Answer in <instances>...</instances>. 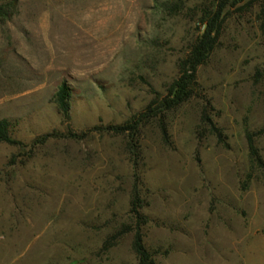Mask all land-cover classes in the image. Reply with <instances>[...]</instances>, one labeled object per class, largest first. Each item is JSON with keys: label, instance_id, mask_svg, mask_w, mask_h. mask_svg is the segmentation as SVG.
Here are the masks:
<instances>
[{"label": "rangeland", "instance_id": "1", "mask_svg": "<svg viewBox=\"0 0 264 264\" xmlns=\"http://www.w3.org/2000/svg\"><path fill=\"white\" fill-rule=\"evenodd\" d=\"M211 2L15 0L0 19V120L18 143H0V264H135L132 233L109 239L132 222L133 185L154 264H264L245 142L264 128V0H226L193 96L162 114L167 144L156 119L141 124L133 168L126 137L96 130L165 95ZM253 143L264 163V133Z\"/></svg>", "mask_w": 264, "mask_h": 264}, {"label": "trees", "instance_id": "2", "mask_svg": "<svg viewBox=\"0 0 264 264\" xmlns=\"http://www.w3.org/2000/svg\"><path fill=\"white\" fill-rule=\"evenodd\" d=\"M225 3L226 0H212L210 7L214 9L205 10L200 14L199 23L202 26V31L188 46L185 55L177 62L176 77L165 90V95L163 97L152 99L140 113L124 124L109 125L98 127L96 129L126 137L127 141L125 143L124 151L128 155L133 168L136 167L139 160L137 143L138 128L141 124L156 119L162 142L167 144L168 136L162 119V114L183 104L193 96L196 88V69L198 66L206 62L212 50L217 46L222 25V18L220 15ZM181 5L182 3L179 1L177 3H164L161 6L167 11L176 12L180 9ZM14 9L15 0H8L5 3H1L0 19L10 18ZM262 12L264 15V10ZM58 97L61 104V110L66 114L67 106L63 101L66 97L65 87L59 89ZM199 123L208 127V132L215 136L218 142L222 141L223 137L220 129L211 122L204 110L201 111ZM8 128L9 122L7 120H0V143H6L9 145L18 144L11 139ZM263 133L264 128L254 133H246L245 142L250 162L261 171L264 188V163L260 159L253 143V138ZM45 138L46 136H42L39 143H42ZM141 207L142 201L138 197L135 185H133L128 210V215L132 219V222L127 225H121L118 231L111 235L109 239L115 240L123 234L132 233L131 250L135 258V264H154L152 253L148 252L142 244L141 227L145 224L146 219L140 213Z\"/></svg>", "mask_w": 264, "mask_h": 264}]
</instances>
